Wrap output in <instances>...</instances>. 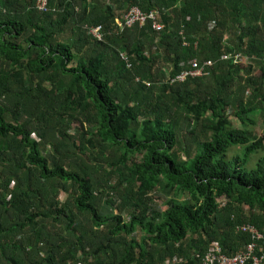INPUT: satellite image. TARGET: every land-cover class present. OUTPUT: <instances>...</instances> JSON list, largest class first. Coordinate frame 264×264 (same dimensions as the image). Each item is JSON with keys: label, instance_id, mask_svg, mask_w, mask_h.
<instances>
[{"label": "trees", "instance_id": "1", "mask_svg": "<svg viewBox=\"0 0 264 264\" xmlns=\"http://www.w3.org/2000/svg\"><path fill=\"white\" fill-rule=\"evenodd\" d=\"M258 123L264 0H0V264H264Z\"/></svg>", "mask_w": 264, "mask_h": 264}, {"label": "built area", "instance_id": "2", "mask_svg": "<svg viewBox=\"0 0 264 264\" xmlns=\"http://www.w3.org/2000/svg\"><path fill=\"white\" fill-rule=\"evenodd\" d=\"M37 6L40 9H44L45 0H37ZM149 17L153 18V11L149 13ZM123 19L127 25L132 24L134 21H139L142 23L145 19V16L140 12L137 7L129 8L126 13L123 15ZM153 26L158 29L159 25L154 23ZM90 32L96 37H100L99 27H95L90 29ZM223 59H226V55L221 56ZM233 61L236 62L240 56L239 54H235L232 56ZM211 64L210 61L204 62L202 65H199L195 60L191 63V68L188 70H183L173 78L174 80H183L186 76H200L204 74L206 71V66ZM242 231H247L251 234V238L253 240H264V234L257 231L254 227L250 225H242L239 227ZM256 247L255 242H249L245 247H242L240 251H238L233 256H225L221 253V249L218 245L214 244L210 252L206 253L203 257V264H245V262L249 259H252V264H259L261 262V257L256 258L252 257V253Z\"/></svg>", "mask_w": 264, "mask_h": 264}, {"label": "rangeland", "instance_id": "3", "mask_svg": "<svg viewBox=\"0 0 264 264\" xmlns=\"http://www.w3.org/2000/svg\"><path fill=\"white\" fill-rule=\"evenodd\" d=\"M133 7H135V6H133ZM165 71V70H164ZM166 72V71H165ZM167 73V72H166ZM164 75V78H167V74H163ZM235 124L236 125H238V122H235ZM235 125V126H236ZM253 131H252V134H251V136H260V135H262V133H264V125H262V124H260V123H258L256 126H254L253 127V129H252ZM264 143V142H263ZM239 150H240V147H233V148H231L230 149V151L228 152V156H234L236 153H238L239 152ZM260 153L261 152H259V153H256L255 155H253L252 157H251V161L249 162V164L251 165L253 162H254V160L260 155ZM140 157L139 156H136V160H138ZM61 198L63 199L64 198V195L62 194L61 195ZM113 198H115V197H113ZM112 198V199H113ZM159 198H161V199H164V197H159ZM159 203V202H158ZM158 207L160 208V206L158 205ZM123 217H125L126 218V220L128 219V216H125L124 214H123Z\"/></svg>", "mask_w": 264, "mask_h": 264}, {"label": "crops", "instance_id": "4", "mask_svg": "<svg viewBox=\"0 0 264 264\" xmlns=\"http://www.w3.org/2000/svg\"><path fill=\"white\" fill-rule=\"evenodd\" d=\"M214 245V244H213ZM216 245H218V244H216ZM219 246V245H218ZM220 247V246H219ZM222 253V252H221ZM223 254V253H222ZM224 255V254H223ZM226 256V255H225Z\"/></svg>", "mask_w": 264, "mask_h": 264}]
</instances>
